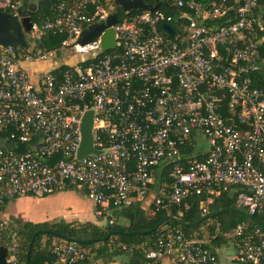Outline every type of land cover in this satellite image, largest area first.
<instances>
[{
    "label": "built area",
    "instance_id": "obj_1",
    "mask_svg": "<svg viewBox=\"0 0 264 264\" xmlns=\"http://www.w3.org/2000/svg\"><path fill=\"white\" fill-rule=\"evenodd\" d=\"M114 1L53 0L45 19L32 20L28 37L65 35L64 47L83 56L77 64L35 79L25 65L49 52L0 46V213L8 200L69 188L101 211L129 208L151 193L156 169H168L171 182L158 186L156 208L234 193L239 209L264 215V56L257 45L264 27L254 14L261 0H216L207 9L196 0H172L196 11L178 41L160 33L159 12L123 11ZM23 2L0 0V11L21 19ZM114 11L115 49H102L105 32L76 44L86 27L105 23ZM88 111L100 152L78 159ZM6 230L0 215V238ZM226 236L236 241L234 264L264 262L260 228L240 224ZM204 244L198 235L169 228L150 247L122 249L141 250L148 263L173 255V264H219L217 250ZM10 249L17 264L18 248ZM53 253L59 264H96L77 244L57 243Z\"/></svg>",
    "mask_w": 264,
    "mask_h": 264
},
{
    "label": "trees",
    "instance_id": "obj_2",
    "mask_svg": "<svg viewBox=\"0 0 264 264\" xmlns=\"http://www.w3.org/2000/svg\"><path fill=\"white\" fill-rule=\"evenodd\" d=\"M216 0H196L197 3L209 8ZM219 1V0H218ZM53 0L39 1L38 10L34 13L32 20L41 22L50 13L51 5ZM160 8L159 14L163 16L158 23V28L160 33L168 41H178L187 34V29L192 24L189 15L196 14V11L190 8H178L172 0H159ZM179 13L181 17L179 20H175V14ZM254 14L262 21L264 27V0L260 1L258 9ZM188 15V17H187ZM40 18V19H39ZM221 22L225 23L224 19ZM169 24L173 28V33L169 34L164 25ZM37 41L36 49H40L43 52H52L57 49L63 48V41L66 39L65 35H54L51 33H46L41 37H34ZM257 45L260 54L264 56V30L258 32ZM35 49V51H36ZM21 52L24 50L21 49ZM83 65V64H82ZM59 69H55L53 72H57ZM195 148L189 147L186 149L188 152H192ZM199 159H204L202 156ZM158 172L155 184L158 186L167 184L171 182L169 177V170L156 169ZM154 184V185H155ZM208 197L206 195L202 196H192L187 200L188 207L182 205L178 206H166L164 208H156L154 204L151 209H145L142 207L141 203L134 204L132 207L124 209L109 208L101 215V219L107 216V211H110L113 216L118 217L117 221L109 222L105 227L98 226L93 223L80 224V225H70L65 223H55V224H35L31 222H25L22 226L16 229L17 243L15 244L18 248L16 253L17 264H56V256L53 253L52 241H62L52 235H46L48 241L45 246H42V240L45 235H38L33 243V248L30 255L28 256V251L34 237V234L40 230H52L61 235H65L68 238H74L77 240H87V239H99L100 242L89 246L80 245L83 249L90 252L99 250L106 252L107 250H117L119 253L124 254L123 245L132 246L145 244V247H150L153 245L154 241L157 239L158 235L165 230L170 229H180L187 235H198V239L202 242L204 233H209V242L204 244L212 250H217L221 247L225 241L224 236L227 233L233 232L238 225L246 224L250 226V229L256 230L259 227L256 223L251 220L248 215L243 212L237 211H225L224 213L210 218L203 223L189 228L184 225L177 224L172 221H167L162 225L157 231L152 230L161 220L168 216H173L182 219L185 223H193L200 220L202 217L208 213L215 211H220L226 208H238L236 202V196L231 197V193H224L221 196L214 197L212 203H207ZM207 207V213H204L203 208ZM155 210V214L152 212ZM244 211V210H243ZM246 212V211H244ZM121 217H126L129 220V226H123L119 223ZM255 219L260 221L264 225V215H256ZM150 231L143 235H126L124 233H133L137 231ZM113 231H122L123 234H113L105 242H101V239L105 238ZM218 231V232H217ZM9 240V239H7ZM11 240V239H10ZM63 242V241H62ZM65 242V241H64ZM236 243V241H233ZM204 243V242H203ZM2 242L1 245H4ZM97 244L100 247L97 248ZM92 249V251H90ZM134 256H140L141 250L134 251ZM264 264V262L262 263Z\"/></svg>",
    "mask_w": 264,
    "mask_h": 264
},
{
    "label": "crops",
    "instance_id": "obj_3",
    "mask_svg": "<svg viewBox=\"0 0 264 264\" xmlns=\"http://www.w3.org/2000/svg\"><path fill=\"white\" fill-rule=\"evenodd\" d=\"M42 62H44V60L34 64L25 65L35 79L36 77H39V75L52 70L44 71L42 67L39 68L38 65ZM158 172L159 171L155 172V180L157 179ZM157 188L158 185L156 183L152 186L151 193L146 198L137 200L135 205L139 202L142 204V207L150 210L156 198ZM100 211L101 208L89 199L86 194L72 188L47 195L45 197L27 195L21 198L8 200L4 203L0 213L2 220L7 225V230L5 231L4 236L0 238V245L2 242H5L4 245L15 244L16 240L14 239V236L17 239L16 229L22 226L25 222L35 224L65 223L70 225L93 223L98 226H103V218L101 219V215L106 210L101 211L102 214L99 215L98 213ZM107 213L109 215L108 219H112V222L118 220V217L113 216L110 211H107ZM127 220L128 219L126 217H121L119 219V223H123V221L127 222ZM47 241L48 238L46 239L44 237L42 240V246H45ZM61 242L54 240L52 241V245L54 246L55 244ZM233 247L234 251L232 252L231 257H229L226 253L227 249L223 251L224 255L222 259L226 264H234L233 256L235 252V245ZM90 251H92V249ZM92 256L96 264H173L174 261L173 255H170L164 257L157 263H148V261L141 256H134L127 253L121 254L117 250H107L106 252H102V250H95L92 252ZM218 259L219 264H221L222 259L220 258L219 253ZM56 264L59 263L56 262Z\"/></svg>",
    "mask_w": 264,
    "mask_h": 264
},
{
    "label": "water",
    "instance_id": "obj_4",
    "mask_svg": "<svg viewBox=\"0 0 264 264\" xmlns=\"http://www.w3.org/2000/svg\"><path fill=\"white\" fill-rule=\"evenodd\" d=\"M156 3L151 4L147 3V0H115L114 4L115 6L123 11H136V10H142V11H150L153 13L159 12L160 5L158 3L159 0H154ZM37 10V4L32 2L31 0H24L23 6L21 8V13L24 16L23 18H19V16H13L7 12L0 11V46L2 47H14L16 49H27L29 46L28 41V34L32 30V17L34 13ZM180 15L179 13L175 14L174 19L179 20ZM118 22V16L117 11H114L109 14L107 20L103 24L99 23H93L92 25H89L86 27L79 37L76 40V44L85 45L91 42H94L99 38V36L105 32V34L102 36V49L104 51H109L116 48V40H115V33L113 29L111 28L114 24ZM165 30L169 33H173V28L169 24L164 25ZM77 64V63H75ZM65 65H71L70 63L62 64L61 66L57 67H63ZM55 67V68H57ZM54 69V68H53ZM52 69V70H53ZM93 125H94V112L88 111L85 113V115L82 118L81 123V131H82V140L81 144L78 150L77 157L78 159H83L91 154H99L100 151H98L94 147V139H93ZM6 146L8 148H13V143H7ZM231 197H234V193H231ZM225 211H237V212H243L246 215H248L247 212H244L243 210L239 208H226L220 211H215L212 213H208L204 217H202L200 220L193 222V223H185L182 219L168 216L161 220L152 230L157 231L162 225H164L167 221H172L180 225H184L186 227L192 228L195 227L204 221L213 218L215 216H218ZM248 217L253 220L256 225L264 232V225L255 219L253 216L248 215ZM150 231H137L133 233H124L122 231H113L111 234L106 236L105 238L101 239V242H105L108 240L113 234H126V235H143L145 233H149ZM38 235H52L60 240H63L68 243H73L77 245H83V246H89L93 245L95 243L100 242L99 239H87V240H77L74 238H68L65 235H61L55 231L52 230H40L34 234V237L32 239L28 256L31 253V250L33 248V243ZM11 244L10 245H0V264H15L11 260Z\"/></svg>",
    "mask_w": 264,
    "mask_h": 264
},
{
    "label": "rangeland",
    "instance_id": "obj_5",
    "mask_svg": "<svg viewBox=\"0 0 264 264\" xmlns=\"http://www.w3.org/2000/svg\"><path fill=\"white\" fill-rule=\"evenodd\" d=\"M28 40H29V45H30L31 50L36 49L37 41L35 40V38L30 36V37H28ZM82 59H83V56L80 54H77L75 52L74 46H71L69 48L63 47V48L57 49L55 51L49 52L48 57L44 60V62L40 63L38 65V67L39 68L42 67L44 69V71H48V70H51L57 66H61L62 64L64 65L66 63H70V64L78 63ZM67 66H69V65H67ZM82 193L85 194L84 192H82ZM13 207H15V206H13ZM107 216H109L108 213H107ZM108 220L109 219L106 216L103 218V224H104L103 227H105L106 224H108ZM111 220H109V222H111ZM121 225L128 227L129 221L128 220H127V222L123 221V223H121ZM44 237L46 239L48 238L47 236H44ZM224 238H225V241H224L223 245L221 247L217 248L219 256L221 259L223 258V255H224L223 251L224 250L227 249L226 253L228 254L229 257L232 256V252L234 251L233 250L234 249V247H233L234 243L232 241H230L226 235L224 236ZM14 239L16 240V243H17L18 241H17L15 236H14ZM202 242H204V243L209 242V233L208 232L204 233V237H203ZM97 245H98V247H100V244H97ZM221 264H226V263H224L223 259H222Z\"/></svg>",
    "mask_w": 264,
    "mask_h": 264
}]
</instances>
